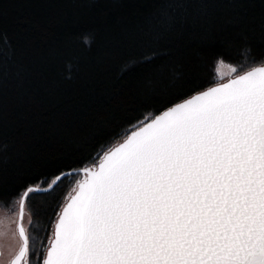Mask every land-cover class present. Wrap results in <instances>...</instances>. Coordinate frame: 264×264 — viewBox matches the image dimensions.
I'll return each instance as SVG.
<instances>
[{
	"label": "trees",
	"instance_id": "16d2710c",
	"mask_svg": "<svg viewBox=\"0 0 264 264\" xmlns=\"http://www.w3.org/2000/svg\"><path fill=\"white\" fill-rule=\"evenodd\" d=\"M253 58L264 0H0V207L218 83L220 61L245 71ZM78 174L26 201L30 264Z\"/></svg>",
	"mask_w": 264,
	"mask_h": 264
},
{
	"label": "snow or ice",
	"instance_id": "6c2138e0",
	"mask_svg": "<svg viewBox=\"0 0 264 264\" xmlns=\"http://www.w3.org/2000/svg\"><path fill=\"white\" fill-rule=\"evenodd\" d=\"M251 63L80 169L37 264H264V61ZM61 179L20 195L8 264H29L30 194Z\"/></svg>",
	"mask_w": 264,
	"mask_h": 264
},
{
	"label": "rangeland",
	"instance_id": "374dc122",
	"mask_svg": "<svg viewBox=\"0 0 264 264\" xmlns=\"http://www.w3.org/2000/svg\"><path fill=\"white\" fill-rule=\"evenodd\" d=\"M232 68H236V66L229 64L227 62H224V61H220L217 65V78L220 79L221 81H223V80L229 78L230 76L234 75V73L232 72ZM120 141H122V139L119 140L118 142H120ZM75 174H77V173H75ZM78 176H79L78 179L82 178V174L79 173ZM75 187H76V184L74 185V187L72 189H74ZM69 192H68V194H69ZM66 197H68V195ZM65 199H67V198H65ZM63 203L61 205H63ZM18 211H19L18 203H16L13 206V208H11V209H6V208L0 207V218L4 219V229L3 230L8 233L7 235L0 237V251H3V253H4L3 257H0V261H2V264H6L8 262V260L11 258V255H13L18 250V247H19L18 235L16 237H12V235H11V232L15 231V224L11 223V221H14L17 219L16 213H18ZM29 220H31V223H29ZM37 222H36V220L33 219L32 216H29V214L27 212L25 213L24 220L22 221L25 229L26 230L30 229L31 232H33V230L35 232V227L37 226V224H36ZM39 224H41L40 221H39ZM53 227H54V224L52 222L50 224V227H49L47 240L44 239L45 235H43L38 240V238H36V233H35L34 244H36V246H37V244H40L39 247L42 245V248L44 247V249L46 250V247L49 243V240L51 239L52 234H53ZM33 250L34 249H30L31 253ZM29 254H30V252H29ZM31 261H32V256H31ZM29 264H30V262H29Z\"/></svg>",
	"mask_w": 264,
	"mask_h": 264
},
{
	"label": "water",
	"instance_id": "95a60500",
	"mask_svg": "<svg viewBox=\"0 0 264 264\" xmlns=\"http://www.w3.org/2000/svg\"><path fill=\"white\" fill-rule=\"evenodd\" d=\"M247 70H249V69H247ZM247 70H245V71H247ZM234 75H232V76H230L229 78H232ZM229 78H227V79H225V80H223V81H219L218 83H215V84H213V85H211V86H209V87H215L217 84H219V83H226L227 82V80L229 79ZM209 87H207V88H209ZM207 88H205V89H203V90H200V91H198V92H195L194 94H192L191 96H193V95H196V94H198L199 92H202V91H206L207 90ZM191 96H188V97H186V98H184L183 100H181V101H178V102H176V103H182L185 99H189V98H191ZM175 103V104H176ZM175 104H173V105H171V106H174ZM171 106H169V107H171ZM168 108V107H167ZM167 108H165L164 110H162V111H165V110H167ZM161 111V112H162ZM160 112V113H161ZM160 113H158V114H156V115H159ZM153 118V117H152ZM151 119V118H150ZM130 134V133H129ZM126 138V137H125ZM125 138H123L122 139V141H120V142H118V143H116L114 146H112L111 148H113V147H115L117 144H119V143H121V142H123V140L125 139ZM110 148V149H111ZM109 149V150H110ZM108 151V150H107ZM98 163H99V160L97 161V163H95V164H93V165H91V166H88V168H93L95 165H98ZM82 168H85V167H81V168H76V169H72V170H68V171H65V172H62V173H60L59 175H62V178H64L65 176H68V175H70V174H75V173H79V170L80 169H82ZM81 179H83V175H82V178ZM30 187H35V185H33V186H30ZM41 187V186H40ZM42 188H47V187H42ZM76 188V187H75ZM74 188V189H75ZM73 192V191H72ZM67 199H68V197H67ZM67 199H66V201H67ZM65 201V202H66ZM64 202V203H65ZM63 203V204H64ZM63 207V205L61 206V208ZM60 208V209H61ZM60 211V210H59ZM59 213V212H58ZM57 217H58V215L56 216V219H57ZM56 219L54 220V225H55V221H56ZM53 229H54V227H53Z\"/></svg>",
	"mask_w": 264,
	"mask_h": 264
},
{
	"label": "flooded vegetation",
	"instance_id": "af4514ba",
	"mask_svg": "<svg viewBox=\"0 0 264 264\" xmlns=\"http://www.w3.org/2000/svg\"><path fill=\"white\" fill-rule=\"evenodd\" d=\"M27 231V230H26ZM18 251V250H17ZM28 259H29V256H28ZM6 264H8V262L6 263Z\"/></svg>",
	"mask_w": 264,
	"mask_h": 264
}]
</instances>
